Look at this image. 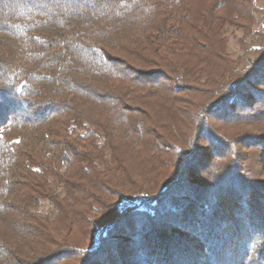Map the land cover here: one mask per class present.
I'll return each instance as SVG.
<instances>
[{
  "label": "trees",
  "instance_id": "trees-1",
  "mask_svg": "<svg viewBox=\"0 0 264 264\" xmlns=\"http://www.w3.org/2000/svg\"><path fill=\"white\" fill-rule=\"evenodd\" d=\"M259 11L0 0V264H264Z\"/></svg>",
  "mask_w": 264,
  "mask_h": 264
},
{
  "label": "rangeland",
  "instance_id": "rangeland-1",
  "mask_svg": "<svg viewBox=\"0 0 264 264\" xmlns=\"http://www.w3.org/2000/svg\"><path fill=\"white\" fill-rule=\"evenodd\" d=\"M255 2L258 8L260 9V11L257 13V18L260 19L264 13L263 12L264 11V0H255ZM240 36H241L240 32H237L235 36H230L229 45H228L229 51L232 53L234 57L238 55H242L243 57H252L253 56V53L251 52L252 43L249 44L246 48L241 47L237 39ZM251 38L253 37L251 36L249 39L251 40Z\"/></svg>",
  "mask_w": 264,
  "mask_h": 264
}]
</instances>
